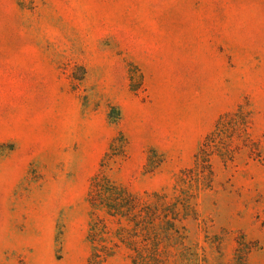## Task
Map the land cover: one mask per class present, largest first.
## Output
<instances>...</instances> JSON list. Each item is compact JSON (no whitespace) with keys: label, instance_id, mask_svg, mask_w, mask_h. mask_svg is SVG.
<instances>
[{"label":"rangeland","instance_id":"1","mask_svg":"<svg viewBox=\"0 0 264 264\" xmlns=\"http://www.w3.org/2000/svg\"><path fill=\"white\" fill-rule=\"evenodd\" d=\"M0 51L46 63L17 64L14 91L1 89L15 117L0 131L12 134L0 142V264H88L90 184L119 128L129 144L112 176L174 201L203 140L247 100L248 136L216 140L212 182L196 183L183 224L193 264H264V0H0ZM130 254L121 245L107 264Z\"/></svg>","mask_w":264,"mask_h":264},{"label":"trees","instance_id":"2","mask_svg":"<svg viewBox=\"0 0 264 264\" xmlns=\"http://www.w3.org/2000/svg\"><path fill=\"white\" fill-rule=\"evenodd\" d=\"M115 111L117 116L111 119V123L119 127L122 112L118 106L110 107L109 118ZM251 119L252 109L248 100L219 119L215 129L201 143L194 166L181 172L174 201H170L164 191L145 195L135 193L112 176L114 165L126 157L129 144L128 137L119 128L90 184L88 201L93 208L94 219L89 240L95 246L88 264H107L121 245L131 251V264H193L195 253L187 244L183 223L197 211L196 183L204 182V186H208L212 182L211 159L220 154L215 146L216 140L222 142L228 130L231 136H248ZM111 220L116 223L114 231L109 224ZM110 234L118 239L113 246L106 245Z\"/></svg>","mask_w":264,"mask_h":264},{"label":"crops","instance_id":"3","mask_svg":"<svg viewBox=\"0 0 264 264\" xmlns=\"http://www.w3.org/2000/svg\"><path fill=\"white\" fill-rule=\"evenodd\" d=\"M9 55H11V54L8 52L0 51V115L1 114L6 115V118H7V123L2 122L0 120V131L2 128H6V127H4V125L8 126L7 131L12 130L13 129L12 121H14V117H15L14 116L15 100L12 99L10 101L7 98L1 99V89L9 90L11 88L14 91V88H15V83H13L14 78L9 77L10 70L11 71L14 70V68L17 66V64H22L23 67L28 68L30 70L28 74H31L32 67L39 69L43 66H46V63L41 62V61H33V60H31L30 57H29L30 59L28 61H25L23 63H21V62L17 63L14 59H11L9 57ZM12 55H14V53ZM29 55H31V53ZM11 76H14V74L12 73ZM30 81H31V79L29 78V84H30ZM10 83H11V85H10ZM9 116H13L11 121L8 120ZM8 135L9 136H5L4 139H1V136H0V142L5 141L7 139H10L12 137V134H8ZM0 166H1V164H0ZM11 166L13 167V165H11ZM14 177L15 176H13V179H15ZM115 179L121 183H124L123 181H121L117 177ZM7 248L8 247L5 246V247H1L0 249L4 252Z\"/></svg>","mask_w":264,"mask_h":264}]
</instances>
